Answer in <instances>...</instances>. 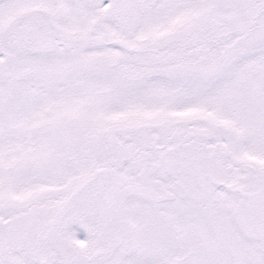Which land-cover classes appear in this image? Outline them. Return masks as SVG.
<instances>
[{
	"label": "snow or ice",
	"instance_id": "snow-or-ice-1",
	"mask_svg": "<svg viewBox=\"0 0 264 264\" xmlns=\"http://www.w3.org/2000/svg\"><path fill=\"white\" fill-rule=\"evenodd\" d=\"M0 264H264V0H0Z\"/></svg>",
	"mask_w": 264,
	"mask_h": 264
}]
</instances>
